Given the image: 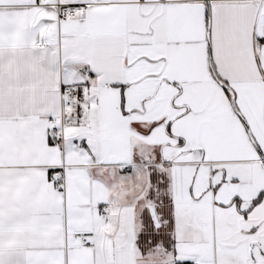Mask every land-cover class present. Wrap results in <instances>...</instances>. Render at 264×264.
I'll use <instances>...</instances> for the list:
<instances>
[{
  "label": "snow or ice",
  "instance_id": "snow-or-ice-1",
  "mask_svg": "<svg viewBox=\"0 0 264 264\" xmlns=\"http://www.w3.org/2000/svg\"><path fill=\"white\" fill-rule=\"evenodd\" d=\"M0 264H264V0H0Z\"/></svg>",
  "mask_w": 264,
  "mask_h": 264
}]
</instances>
